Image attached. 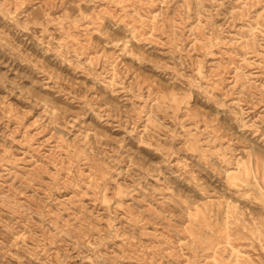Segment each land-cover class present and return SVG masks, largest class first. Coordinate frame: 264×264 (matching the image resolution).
<instances>
[{"label":"rangeland","instance_id":"1","mask_svg":"<svg viewBox=\"0 0 264 264\" xmlns=\"http://www.w3.org/2000/svg\"><path fill=\"white\" fill-rule=\"evenodd\" d=\"M0 264H264V0H0Z\"/></svg>","mask_w":264,"mask_h":264}]
</instances>
